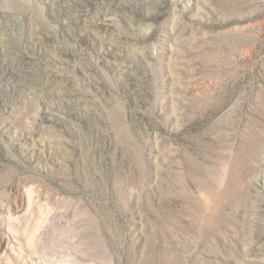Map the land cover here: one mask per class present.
Here are the masks:
<instances>
[{
    "label": "rangeland",
    "instance_id": "374dc122",
    "mask_svg": "<svg viewBox=\"0 0 264 264\" xmlns=\"http://www.w3.org/2000/svg\"><path fill=\"white\" fill-rule=\"evenodd\" d=\"M0 264H264V0H0Z\"/></svg>",
    "mask_w": 264,
    "mask_h": 264
},
{
    "label": "bare ground",
    "instance_id": "6f19581e",
    "mask_svg": "<svg viewBox=\"0 0 264 264\" xmlns=\"http://www.w3.org/2000/svg\"><path fill=\"white\" fill-rule=\"evenodd\" d=\"M23 75V74H22Z\"/></svg>",
    "mask_w": 264,
    "mask_h": 264
}]
</instances>
